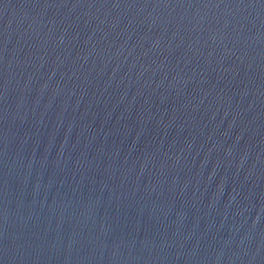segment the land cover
<instances>
[{
	"label": "water",
	"instance_id": "95a60500",
	"mask_svg": "<svg viewBox=\"0 0 264 264\" xmlns=\"http://www.w3.org/2000/svg\"><path fill=\"white\" fill-rule=\"evenodd\" d=\"M0 264H264V0H0Z\"/></svg>",
	"mask_w": 264,
	"mask_h": 264
}]
</instances>
